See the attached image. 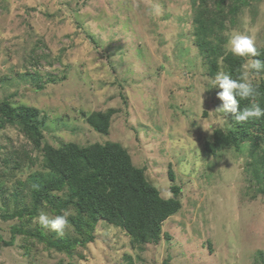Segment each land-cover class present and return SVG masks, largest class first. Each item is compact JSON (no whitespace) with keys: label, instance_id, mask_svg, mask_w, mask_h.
<instances>
[{"label":"rangeland","instance_id":"374dc122","mask_svg":"<svg viewBox=\"0 0 264 264\" xmlns=\"http://www.w3.org/2000/svg\"><path fill=\"white\" fill-rule=\"evenodd\" d=\"M241 10L234 26L224 19L222 51L264 43V0ZM192 28L190 0H0V99L40 109L53 146L118 142L162 197L180 187L181 205L158 242L131 244L99 220L94 241L57 251L47 241L77 236L70 205L54 213L39 203L33 216L15 215L30 209L32 184L45 177L28 178L40 168L34 150L32 166L17 173L21 188L0 176V264H263L264 143L206 151L213 129L229 123ZM97 110L112 112L107 134L85 120ZM23 143L17 129H0V157L13 162ZM52 195L61 204L67 189Z\"/></svg>","mask_w":264,"mask_h":264},{"label":"trees","instance_id":"16d2710c","mask_svg":"<svg viewBox=\"0 0 264 264\" xmlns=\"http://www.w3.org/2000/svg\"><path fill=\"white\" fill-rule=\"evenodd\" d=\"M252 1L190 0L193 44L207 67L214 89L222 96L224 117L229 123L226 130L221 127L213 129L212 141H207L204 146L209 153L226 146L236 148L242 140L250 139L255 148L264 143V43L238 53L222 51L219 43L226 27L224 19L234 26L239 21L241 8ZM219 69L222 70L220 73ZM52 79L46 80L54 81ZM37 85V88L43 87ZM111 115L110 110H97L85 115V120L98 133L107 134ZM44 123L45 116L40 109L24 103L16 104L9 96L0 99V129L10 126L24 137L22 150L14 152L13 162L0 157L3 161L1 180L8 183L15 178L21 188L23 179L17 173L32 166L31 153L34 150L38 153L34 159L40 163V168L31 172L28 178L34 181L41 171H45L43 180L32 184L30 209L16 210L15 215L20 218L33 216L39 203L48 204L54 213L66 210L69 205L75 210L69 219H72L77 236L49 240L48 247L69 254L76 245L94 241L93 231L99 220L124 230L131 244L158 242L161 235L168 236L162 232L161 226L181 207L176 197L180 187L171 186L173 196L162 197L158 188L144 175V168L135 166L118 142H94L82 146L66 142L53 146L43 140ZM261 159L264 161V155ZM17 186H13L11 195L17 196ZM64 187L67 189L66 199L61 204H56V200L52 202V192ZM260 190L264 193V188ZM82 226L84 230H81ZM13 232L26 233L30 237L37 234L17 227H13ZM257 257L262 260L264 256L258 253Z\"/></svg>","mask_w":264,"mask_h":264}]
</instances>
